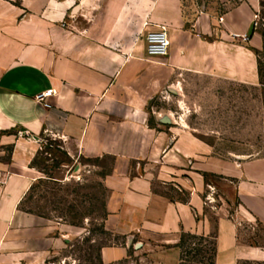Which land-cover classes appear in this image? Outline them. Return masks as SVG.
<instances>
[{"label":"crops","instance_id":"1","mask_svg":"<svg viewBox=\"0 0 264 264\" xmlns=\"http://www.w3.org/2000/svg\"><path fill=\"white\" fill-rule=\"evenodd\" d=\"M260 13L261 0H0V131L28 137H0L12 145L0 162V264H45L66 241L23 207L41 135L113 160L105 224L122 241L100 247L101 264H180L183 233L215 234L213 264H264V149L216 153L205 139L217 131L190 123L203 105L187 93L194 77L259 85ZM157 24L163 58L145 49ZM48 89L45 107L35 95ZM215 190L228 193L217 206Z\"/></svg>","mask_w":264,"mask_h":264},{"label":"rangeland","instance_id":"2","mask_svg":"<svg viewBox=\"0 0 264 264\" xmlns=\"http://www.w3.org/2000/svg\"><path fill=\"white\" fill-rule=\"evenodd\" d=\"M16 2L28 9L40 8L45 0ZM257 30L264 41V0H261ZM257 59V86L233 82L212 85L208 79L198 77L188 80L191 84L188 95L203 105L201 109L193 108L196 112L190 123L198 127L200 133L217 131L216 138L205 140L213 144L220 155L229 149L246 153H261L264 149V44ZM162 102V98L156 99L157 105ZM10 134L28 138L15 129L0 131V137ZM11 151L12 145L0 140V162H6ZM31 165L39 174L23 207L54 223L56 236L66 239L48 255L45 264H101L100 247L122 241V237L113 235L105 224L108 189L102 178L110 171L112 158H85L75 152L73 142L41 135ZM224 190H215L214 206L226 200L228 193ZM210 217L215 218L212 214ZM197 242L186 240L184 264H207L210 245Z\"/></svg>","mask_w":264,"mask_h":264},{"label":"built area","instance_id":"3","mask_svg":"<svg viewBox=\"0 0 264 264\" xmlns=\"http://www.w3.org/2000/svg\"><path fill=\"white\" fill-rule=\"evenodd\" d=\"M222 18H220L221 20ZM243 41H247L248 35L241 36ZM145 49L148 57L151 58H163L167 55L170 41L168 36V30L165 24H157L155 28L149 29L145 32ZM53 95L52 89L37 93L35 100L45 107H49L50 104L46 101V98Z\"/></svg>","mask_w":264,"mask_h":264},{"label":"trees","instance_id":"4","mask_svg":"<svg viewBox=\"0 0 264 264\" xmlns=\"http://www.w3.org/2000/svg\"><path fill=\"white\" fill-rule=\"evenodd\" d=\"M263 44H264V41H263ZM214 237H215L214 233H211L209 236L197 235L193 233H183L180 239V248H181L180 264H184L185 262L184 257L187 253L186 251V240L187 239H191V243H194V240H198L197 243H200V242L207 243L208 242L210 247L208 249V255L206 257V261H207V264H213V255L215 253Z\"/></svg>","mask_w":264,"mask_h":264},{"label":"water","instance_id":"5","mask_svg":"<svg viewBox=\"0 0 264 264\" xmlns=\"http://www.w3.org/2000/svg\"><path fill=\"white\" fill-rule=\"evenodd\" d=\"M249 34H251V30L249 31ZM166 116H167V115H162V118H163V119H166Z\"/></svg>","mask_w":264,"mask_h":264}]
</instances>
